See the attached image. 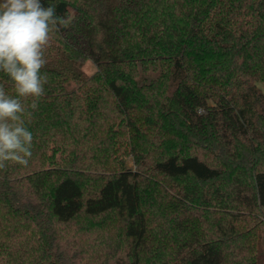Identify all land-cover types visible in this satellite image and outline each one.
Returning <instances> with one entry per match:
<instances>
[{"label": "trees", "instance_id": "trees-1", "mask_svg": "<svg viewBox=\"0 0 264 264\" xmlns=\"http://www.w3.org/2000/svg\"><path fill=\"white\" fill-rule=\"evenodd\" d=\"M40 2L74 19L0 170V264H264V0Z\"/></svg>", "mask_w": 264, "mask_h": 264}, {"label": "clouds", "instance_id": "clouds-1", "mask_svg": "<svg viewBox=\"0 0 264 264\" xmlns=\"http://www.w3.org/2000/svg\"><path fill=\"white\" fill-rule=\"evenodd\" d=\"M72 19L57 16L55 5L45 8L40 0H0V73L13 85L12 94L0 85V170L29 164L34 137L25 118L45 95L44 51L51 34L69 27Z\"/></svg>", "mask_w": 264, "mask_h": 264}, {"label": "rangeland", "instance_id": "rangeland-1", "mask_svg": "<svg viewBox=\"0 0 264 264\" xmlns=\"http://www.w3.org/2000/svg\"><path fill=\"white\" fill-rule=\"evenodd\" d=\"M81 67H82V70L85 73H87L88 75L93 74L96 70V65L94 64V62L90 58L83 59ZM257 86L260 89H262V91L264 92V84L263 83H257ZM126 165L129 167H134L133 158L131 155L126 158ZM262 221L264 222V219H262Z\"/></svg>", "mask_w": 264, "mask_h": 264}]
</instances>
